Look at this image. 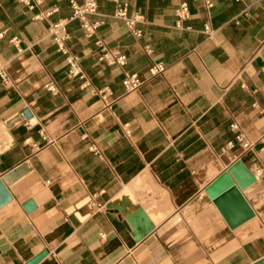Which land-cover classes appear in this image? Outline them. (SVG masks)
<instances>
[{
  "label": "crops",
  "instance_id": "obj_1",
  "mask_svg": "<svg viewBox=\"0 0 264 264\" xmlns=\"http://www.w3.org/2000/svg\"><path fill=\"white\" fill-rule=\"evenodd\" d=\"M70 1L0 0V264L263 259L264 0H97L94 35L70 21L63 54L52 26ZM126 4L140 37L115 17ZM237 161L257 178L241 191L254 217L231 228L206 189ZM138 210L154 226L142 239Z\"/></svg>",
  "mask_w": 264,
  "mask_h": 264
},
{
  "label": "built area",
  "instance_id": "obj_2",
  "mask_svg": "<svg viewBox=\"0 0 264 264\" xmlns=\"http://www.w3.org/2000/svg\"><path fill=\"white\" fill-rule=\"evenodd\" d=\"M21 2H27V0H20ZM239 1V0H237ZM205 3L209 6L212 7L211 0H205ZM70 5L73 10V16L70 20H64L66 21L63 23V21H60L52 26V33L55 36V41L58 44L59 50L63 53L66 54L67 50L64 46V42L68 39V32H67V25L69 24L70 21L72 20H77L81 24V28L84 30L87 36L91 37L94 35L95 31L99 27V23H94L91 24L87 21V16L88 15H94L98 12V1L97 0H83L82 4H79L75 0L70 1ZM57 10L54 9L52 13L56 12ZM178 16L180 19L186 20L190 17V11L189 7L186 3H182L178 10H177ZM115 17L123 20L127 27L133 31V35L136 37L141 36V32L134 30L135 24L143 20V16L140 14H136L134 17L130 18L128 15V5H124L120 8L115 13ZM37 18H40L39 16ZM15 41H17L15 39ZM102 49V56L100 57V61H104L108 63L109 65H118L120 67H125L127 64V57L124 54H113L107 51L103 45H100ZM69 65H70V74L73 77H81L84 78V74L79 68V65L77 64V60L71 58L69 60ZM164 70V67L162 65H157L151 68L150 72L153 75H156ZM3 79L4 81L7 80L6 74H3ZM123 87L126 92H133L138 90L141 85H142V80L140 79L139 75L137 73H125L124 79L122 81ZM50 91H54V88L52 86L48 87ZM233 129L237 130V126L233 125ZM236 139L238 142L243 144L244 148H249L250 144L245 140L244 136L242 134H238L236 136ZM226 147L228 149H231L234 147L233 142H229Z\"/></svg>",
  "mask_w": 264,
  "mask_h": 264
},
{
  "label": "water",
  "instance_id": "obj_3",
  "mask_svg": "<svg viewBox=\"0 0 264 264\" xmlns=\"http://www.w3.org/2000/svg\"><path fill=\"white\" fill-rule=\"evenodd\" d=\"M256 181V176L241 161H237L206 189L207 195L214 201L231 228H236L254 217V212L241 191ZM128 221L134 230H140L138 239H142L154 227L143 210L136 211ZM45 254L41 253L27 264H36ZM254 264H264V258Z\"/></svg>",
  "mask_w": 264,
  "mask_h": 264
},
{
  "label": "bare ground",
  "instance_id": "obj_4",
  "mask_svg": "<svg viewBox=\"0 0 264 264\" xmlns=\"http://www.w3.org/2000/svg\"><path fill=\"white\" fill-rule=\"evenodd\" d=\"M251 221V220H250Z\"/></svg>",
  "mask_w": 264,
  "mask_h": 264
}]
</instances>
